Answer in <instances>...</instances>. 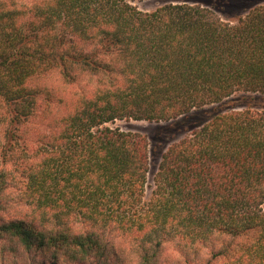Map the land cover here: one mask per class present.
<instances>
[{"label": "trees", "instance_id": "16d2710c", "mask_svg": "<svg viewBox=\"0 0 264 264\" xmlns=\"http://www.w3.org/2000/svg\"><path fill=\"white\" fill-rule=\"evenodd\" d=\"M131 1L0 0V193L19 204L0 235L39 264H125L116 231L139 264L174 241L228 258L240 238L242 264H264V108L220 112L173 142L149 198L147 135L109 125L264 95V4L233 23Z\"/></svg>", "mask_w": 264, "mask_h": 264}, {"label": "rangeland", "instance_id": "374dc122", "mask_svg": "<svg viewBox=\"0 0 264 264\" xmlns=\"http://www.w3.org/2000/svg\"><path fill=\"white\" fill-rule=\"evenodd\" d=\"M188 2L199 4L212 8L223 19L230 20L233 23L246 14L252 8L264 4V0H132L131 3L143 11H151L167 3ZM264 108V95L262 94H243L237 92L222 103L206 105L195 109L188 114L170 121L150 122L146 120L117 119L109 125L119 127L125 131H134L146 134L149 140V171L147 176L146 197L149 198L155 188L154 177L158 171L162 154L175 141L186 136L194 129L200 127L216 114L224 111L242 110L246 106ZM35 138H32L33 143ZM2 166V165H1ZM16 190L9 188L0 193V224L15 216L19 204L13 209L6 202V196L15 197ZM5 205L7 209H1ZM26 207V206H25ZM264 208V205H263ZM102 231V229H100ZM99 230V231H100ZM115 233V242L117 248L124 250L125 264H139L135 255L130 254L131 245L129 242H123V238ZM221 237V236H219ZM222 240V239H220ZM234 247L230 257H212V248L210 244L197 242L189 244L186 249L179 247L177 241L165 243L159 258L155 264H242V239ZM223 242H218L217 249ZM239 247V248H238ZM235 248L237 249L235 251ZM241 256L240 258H238ZM33 257H36L34 259ZM43 260L37 256L35 251L28 252L21 245H17L15 240L9 235H0V264H39ZM49 264L50 259H46ZM56 264H74L69 261L61 260Z\"/></svg>", "mask_w": 264, "mask_h": 264}]
</instances>
